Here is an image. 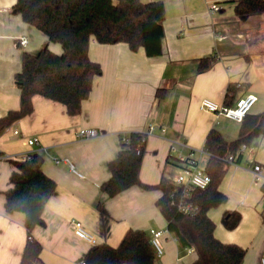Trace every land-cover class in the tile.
Returning <instances> with one entry per match:
<instances>
[{
	"label": "crops",
	"instance_id": "0c3cea01",
	"mask_svg": "<svg viewBox=\"0 0 264 264\" xmlns=\"http://www.w3.org/2000/svg\"><path fill=\"white\" fill-rule=\"evenodd\" d=\"M15 1L0 0V118L19 108L20 91L14 76L21 70L23 53L36 54L44 45L61 53L60 45L48 42L13 11ZM141 1L164 5L160 56L146 57L141 49L132 52L125 44L100 45L92 39L88 56L100 64L102 74L94 78L80 114L69 116L63 105L34 96L32 114L0 133L1 155L40 154L43 172L56 183L42 212L45 226L32 232L41 246L42 264H81L93 245L75 236L71 221L80 222L96 244L111 247L129 229L144 231L149 237L151 230L165 231L160 237L163 254L155 264H192L194 251L180 247L167 231L155 205L158 191L132 187L112 198L101 193V184L110 176L107 164L125 136L143 132L147 139L139 172L142 183L155 185L162 177L174 180L182 168L179 157L189 154L204 171L208 155L203 146L209 131L215 129L226 141H234L241 124L200 110V102L208 99L229 107L249 94L256 97L249 114L264 111V15L239 19L234 3L225 0ZM212 3L218 11H209ZM20 38L26 40L25 47L16 46ZM208 56L215 57L214 63L198 73L199 60ZM230 85L236 86L234 94L226 98ZM158 91L161 98L156 97ZM81 129H94L98 135L78 140ZM31 138L37 139V145L27 144ZM249 147L251 151L237 157L238 165H226L219 190L227 200L209 210L208 216L219 241L245 250L241 264H260L264 180H254L249 167L259 165L264 176V129ZM12 169L9 161L0 160V264H20L26 243L24 215L4 210ZM227 212L240 215L232 230L222 224Z\"/></svg>",
	"mask_w": 264,
	"mask_h": 264
},
{
	"label": "trees",
	"instance_id": "16d2710c",
	"mask_svg": "<svg viewBox=\"0 0 264 264\" xmlns=\"http://www.w3.org/2000/svg\"><path fill=\"white\" fill-rule=\"evenodd\" d=\"M234 3V15L239 19L264 15V0H225ZM13 11L22 20L44 34L48 42L60 45L61 53H53L44 45L36 54L23 53L21 70L14 81L20 91L17 110L8 111L0 118V133L16 121L33 112L32 98L40 96L63 105L69 116L79 115L82 104L92 91L95 77L102 74L99 63L90 60L88 46L92 39L100 45L125 44L132 52L140 49L146 57L162 54L165 9L161 1L143 3L141 0H16ZM214 56L201 58L197 71H207ZM230 85L226 98L234 94ZM157 98H161L159 91ZM238 137L226 141L215 129L209 131L203 149L208 155L204 172L210 184L203 190H193L184 199L173 181L162 177L155 185L140 181L139 172L146 147L147 134L130 132L121 140L117 155L108 162L109 178L100 186L102 194L112 198L132 187L158 191L155 205L167 223L170 232L182 248L195 253L192 264H241L245 250L234 244H225L214 236L215 224L208 211L227 200L219 184L226 170L225 158L235 155L242 145L261 135L264 129V111L247 114L240 122ZM240 155V154H239ZM13 169L10 187L4 192V210L7 214L22 213L26 243L20 264H42L40 244L33 239L36 227H44V206L56 189V183L42 170L43 158L38 153L26 159L8 160ZM188 202L194 208L184 213L180 205ZM101 216L106 213L100 204ZM240 222V215L227 212L222 224L229 230ZM150 237L144 231L129 229L116 247L107 243L93 245L85 254L83 264H155Z\"/></svg>",
	"mask_w": 264,
	"mask_h": 264
},
{
	"label": "built area",
	"instance_id": "2783aa9c",
	"mask_svg": "<svg viewBox=\"0 0 264 264\" xmlns=\"http://www.w3.org/2000/svg\"><path fill=\"white\" fill-rule=\"evenodd\" d=\"M219 10V7L216 3H212L209 5V11L210 12H216ZM16 46L25 47L26 46V40L24 38H20ZM256 103V97L253 95H245L239 99L236 100L235 104L233 106H219L217 103L208 100L203 99L200 102V110L210 112L215 114L216 116H223L225 118H228L230 120H233L235 122L240 123L247 114L251 111L252 107ZM14 134H17V130L13 132ZM98 133L94 129H81L77 132L76 138L78 140H89L97 137ZM124 142H127L126 138L122 139ZM27 144L29 146H35L37 145V139L31 138L28 139ZM251 151L252 149L249 146L242 145L238 152L235 155H229L225 158L226 164L231 165H238L237 163V157L239 154H241L244 151ZM35 152H29L26 154H23L19 157L17 156H8V155H1L0 154V160H11V159H26L29 157V155L33 154ZM56 163L59 162V160L55 161ZM179 163L181 165V172L180 174L172 180L174 185L177 188L181 189L182 196L184 199H188L191 196V192L193 190L199 189L203 190L210 184V177L201 169H199L196 165V161L192 158V154H189L187 157H179ZM254 180L261 181L264 180V176L262 173V169L259 165H253L249 167ZM181 211L184 213H191L193 212L194 208L191 206L190 203L184 202L180 205ZM71 226L73 227V232L75 236L78 238L85 240L89 244L95 245L96 240L93 236H91L82 226V224L78 221H71ZM165 231H150V242L154 250L155 258H159L163 254V248L160 243V237L163 235ZM189 252H192L193 249L187 248ZM81 264L83 262L81 261ZM260 264H264V252L261 254L260 258Z\"/></svg>",
	"mask_w": 264,
	"mask_h": 264
},
{
	"label": "rangeland",
	"instance_id": "374dc122",
	"mask_svg": "<svg viewBox=\"0 0 264 264\" xmlns=\"http://www.w3.org/2000/svg\"><path fill=\"white\" fill-rule=\"evenodd\" d=\"M204 164V161L202 162V165ZM171 177L173 176V172L169 174Z\"/></svg>",
	"mask_w": 264,
	"mask_h": 264
}]
</instances>
